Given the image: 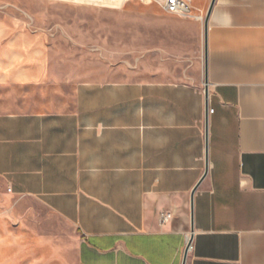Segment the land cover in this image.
I'll use <instances>...</instances> for the list:
<instances>
[{"label":"crops","instance_id":"1","mask_svg":"<svg viewBox=\"0 0 264 264\" xmlns=\"http://www.w3.org/2000/svg\"><path fill=\"white\" fill-rule=\"evenodd\" d=\"M209 3L176 80L0 17V178L74 227L76 264H264V0H214L204 28Z\"/></svg>","mask_w":264,"mask_h":264},{"label":"rangeland","instance_id":"2","mask_svg":"<svg viewBox=\"0 0 264 264\" xmlns=\"http://www.w3.org/2000/svg\"><path fill=\"white\" fill-rule=\"evenodd\" d=\"M162 2L0 0V17L21 20L47 33L68 54L99 51L117 64V79L176 80L181 74L179 64L188 61L182 56L193 52L196 31L189 23L201 0H189L188 17L165 11ZM197 18L202 22L204 15ZM158 43L164 47L163 58L156 54L149 58L154 66L164 59L166 67L151 75L140 65L144 49ZM132 66L138 68L128 71ZM76 250L77 234L69 222L30 197L10 194L0 178V264H76Z\"/></svg>","mask_w":264,"mask_h":264},{"label":"built area","instance_id":"3","mask_svg":"<svg viewBox=\"0 0 264 264\" xmlns=\"http://www.w3.org/2000/svg\"><path fill=\"white\" fill-rule=\"evenodd\" d=\"M162 7L165 11L175 13L179 16L188 17L191 15L189 0H163Z\"/></svg>","mask_w":264,"mask_h":264},{"label":"water","instance_id":"4","mask_svg":"<svg viewBox=\"0 0 264 264\" xmlns=\"http://www.w3.org/2000/svg\"><path fill=\"white\" fill-rule=\"evenodd\" d=\"M213 3H214V0H210L206 15H205V19H204V28L206 27V21L208 19V16L210 15L211 10H212ZM204 52H206V44L205 43H204ZM204 62H206L205 57H204ZM204 83L207 84L206 64H204ZM204 95H205V105H206V107H208V101H207L208 100V86L207 85H205ZM207 122L208 121H207V114H206V117H205V131H206V133H207ZM206 169H207V165L205 167V170ZM190 242H191V236L189 237L187 244H186V247H185V251H184V255H183V262H185V260H186L187 251H188V248L190 246Z\"/></svg>","mask_w":264,"mask_h":264},{"label":"bare ground","instance_id":"5","mask_svg":"<svg viewBox=\"0 0 264 264\" xmlns=\"http://www.w3.org/2000/svg\"><path fill=\"white\" fill-rule=\"evenodd\" d=\"M194 13V12H193ZM196 13V12H195ZM195 15H197L198 16V14H195Z\"/></svg>","mask_w":264,"mask_h":264}]
</instances>
